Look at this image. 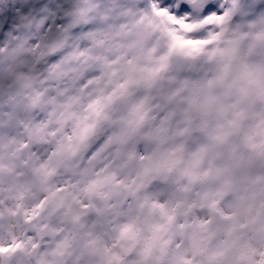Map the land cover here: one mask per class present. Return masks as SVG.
<instances>
[{
    "label": "snow or ice",
    "instance_id": "1",
    "mask_svg": "<svg viewBox=\"0 0 264 264\" xmlns=\"http://www.w3.org/2000/svg\"><path fill=\"white\" fill-rule=\"evenodd\" d=\"M0 264H264V0H0Z\"/></svg>",
    "mask_w": 264,
    "mask_h": 264
}]
</instances>
